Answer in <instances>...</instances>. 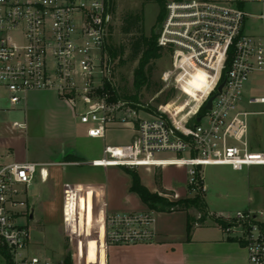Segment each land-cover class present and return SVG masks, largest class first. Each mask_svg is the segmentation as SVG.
Here are the masks:
<instances>
[{"label":"built area","instance_id":"1","mask_svg":"<svg viewBox=\"0 0 264 264\" xmlns=\"http://www.w3.org/2000/svg\"><path fill=\"white\" fill-rule=\"evenodd\" d=\"M246 2L264 0L168 3L157 30L158 44L171 54V67L162 80L186 96L188 109L183 111L167 109L168 103L155 109L119 93L107 51L115 20L112 0H0V89L13 106L31 91H55L75 105L81 101L79 117L93 138H105L110 128L133 131L130 143L107 145L91 164L185 167L189 191L206 193L205 166L238 171L264 167V93L248 96L244 91L253 78L264 90V34L245 31L246 19L252 16L244 8ZM257 16L264 19V13ZM198 72L208 80L201 88L192 85ZM13 126L23 129L26 123L15 121ZM38 166H0V264H66L65 257L54 260L32 251L26 221L32 213L25 194ZM155 217L154 210L108 213L107 245L154 240ZM216 217L223 220L220 226L227 238L244 245L248 264H264V208Z\"/></svg>","mask_w":264,"mask_h":264},{"label":"rangeland","instance_id":"2","mask_svg":"<svg viewBox=\"0 0 264 264\" xmlns=\"http://www.w3.org/2000/svg\"><path fill=\"white\" fill-rule=\"evenodd\" d=\"M171 1L173 0H166V14L167 5ZM113 2L115 20L108 41L114 45H118L125 38L121 33V24L122 16L128 12H142L144 14L146 34H150L152 30L157 32L164 21L156 24L160 6L154 0H113ZM244 8L252 14L246 19L245 31L253 35L264 34V19L257 16L264 13V3L246 2ZM128 55L129 51H126L123 56V63L119 62V59H115L113 63L114 81L122 96L137 94L138 100L155 109L159 108L161 104L167 103V109L175 110L174 107L181 108L183 111L188 109L186 96L177 89L175 95L166 103L159 101V99L164 98L166 91L172 88L171 85H167L162 80L163 73L171 67L169 51H165L153 61L155 66L153 81L163 84L159 91L147 87H143L139 91L135 89L133 85L134 71L138 60H130ZM207 82V75L203 72H198L192 79V85L196 88L203 87ZM187 90L191 95H196L193 88L187 87ZM244 91L248 96H260L264 93L262 82H254L253 78L246 84ZM75 107L77 116L59 99L55 91H31L22 103L13 106L8 100L7 92L0 89V137L5 145V149L2 150H10L6 146L7 143L19 152H27L33 159H35V152L41 151L49 153L55 151L57 154L62 151H71L81 157L88 158L102 151L106 145H124L131 142L133 131L129 128H110L105 139L94 140L86 137V125L81 122L79 117L84 110V104L77 101ZM246 108L249 110L259 109L254 106H247ZM15 120L25 122L26 127L23 129L13 128L11 124ZM260 131H262V123ZM75 168H77L75 171L79 175L95 173V169L91 165L84 164ZM168 168L170 167L158 168L156 174L161 172V169ZM133 169L138 173L140 171L143 173L146 168ZM203 171L206 186L204 195L212 216L230 215L238 210H260L264 208L263 166L245 167L238 171L230 166L210 165L205 166ZM185 184L187 187L186 196L195 195L189 191L187 177ZM28 194L29 198L35 194L34 182L29 186ZM61 216V209L57 207L52 213L41 214L37 221L30 218L26 220L31 230L32 251L54 260L66 256L71 257L74 253L76 256V253L79 252L80 258L79 262L76 260L77 264H88L87 252L93 255L94 264H107L106 247L101 238L98 236L91 242L84 241L83 233L73 234L71 228L62 224ZM193 216L199 217L197 211L193 210ZM20 221L24 222L25 220ZM197 232V238H206L208 243L194 246V251L185 264H246V253L240 242L238 240L229 241L222 227L213 220L208 219L197 228Z\"/></svg>","mask_w":264,"mask_h":264},{"label":"crops","instance_id":"3","mask_svg":"<svg viewBox=\"0 0 264 264\" xmlns=\"http://www.w3.org/2000/svg\"><path fill=\"white\" fill-rule=\"evenodd\" d=\"M58 97L77 116L75 104L59 95ZM15 121L11 124L13 128H15L13 126ZM86 137L94 140L106 138H93L87 133ZM6 146L10 148L9 151H3L5 145L0 137V166L14 162L39 164L34 180L35 194L29 198V187L25 194L29 199V209L33 214L32 220L37 221L41 214L52 213L58 207L61 209L62 224L71 228L73 234L82 232L86 242H91L98 236L101 238L106 247L107 264H185L193 253L194 246L208 243L206 238H197V228L200 225H195L192 233L188 232V224L191 215L193 216V210H179L173 212L155 211L156 235L154 240L108 246L105 238V217L108 213L141 212L150 209L135 192L131 191L132 177L126 172L124 166L104 167L91 164L92 160L103 156L107 145L102 151L88 158L81 157L71 151H62L59 154L55 151L53 153L41 151L35 152V159L31 158L27 152H19L7 143ZM74 162H80V164H74ZM84 164L91 165L95 169V173L79 175L75 171L77 169L75 167ZM168 167L170 168L161 169L163 187L176 195L170 196V198L186 197V169L178 166ZM157 170L158 168H146L143 173L139 172L142 183L153 192L158 191L155 179ZM81 203L84 205V230H81L80 222ZM199 236L202 235L199 234ZM241 247L245 250L246 264H248L247 250L243 244Z\"/></svg>","mask_w":264,"mask_h":264},{"label":"trees","instance_id":"4","mask_svg":"<svg viewBox=\"0 0 264 264\" xmlns=\"http://www.w3.org/2000/svg\"><path fill=\"white\" fill-rule=\"evenodd\" d=\"M156 1L160 8L157 16V23L164 20L166 12V0H154ZM112 0V4H113ZM113 11L115 12V7L113 5ZM113 29V28H112ZM112 33V30H111ZM121 33L125 37L124 40L118 45H114L107 42V51L111 58V61L119 59V62L123 63V56L126 51H129L128 58L130 60H138L137 67L134 71V82L133 85L137 91L143 87L148 89H154L159 91L162 89L163 84L161 82L153 81L154 74V62L158 59L167 48L158 44V35L152 30L150 34H146L144 26V14L142 12L131 13L128 12L122 16ZM176 93V89L172 87L170 90L166 91L163 99H159L160 102L166 103L170 98H172ZM124 97L133 98L138 100L137 94L135 95H124ZM126 172H128L132 177L131 191L135 192L145 205L150 209L158 212H173L179 210H194L199 214L198 218L191 215L188 224V232L192 233L193 227L195 225H203L208 219L213 220L219 225H223V220L219 217L212 216L208 208V204L205 199L204 193L198 191L193 196H186L178 199L170 198V196H164L161 193L173 194L171 191L166 190L162 185V172H157L156 174V184L158 186V191L153 192L147 186L142 183L140 174L133 168L124 167ZM161 192V193H160ZM80 221L81 230H84V205L81 203L80 206ZM228 240L235 241L229 238ZM79 252L72 256H66V264H77L80 256ZM88 256V264H94L93 255L86 252V257ZM76 257V258H75ZM79 262V261H78Z\"/></svg>","mask_w":264,"mask_h":264},{"label":"water","instance_id":"5","mask_svg":"<svg viewBox=\"0 0 264 264\" xmlns=\"http://www.w3.org/2000/svg\"><path fill=\"white\" fill-rule=\"evenodd\" d=\"M156 33L159 34V31H157ZM222 87H223V84H221V85L219 86V91H221ZM215 97H216V94H214L213 96H211V97L209 98L207 104L205 105V107H206L207 109H211V107H212V102H213V99H214ZM199 120H200V117H198V121H199ZM31 217H32V216H31Z\"/></svg>","mask_w":264,"mask_h":264},{"label":"flooded vegetation","instance_id":"6","mask_svg":"<svg viewBox=\"0 0 264 264\" xmlns=\"http://www.w3.org/2000/svg\"><path fill=\"white\" fill-rule=\"evenodd\" d=\"M31 216H32L31 218H33V214H31Z\"/></svg>","mask_w":264,"mask_h":264}]
</instances>
